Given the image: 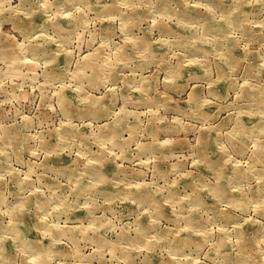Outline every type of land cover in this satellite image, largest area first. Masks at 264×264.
Wrapping results in <instances>:
<instances>
[{
	"label": "clouds",
	"instance_id": "9594fccd",
	"mask_svg": "<svg viewBox=\"0 0 264 264\" xmlns=\"http://www.w3.org/2000/svg\"><path fill=\"white\" fill-rule=\"evenodd\" d=\"M8 10L21 18L12 35L0 23V110L11 109L4 113L11 119L0 120V264H61V243L106 255L143 248L160 264L231 245L243 264H264V169L256 167L264 158V90L237 88L227 102L213 90L233 80L253 47L258 62L247 78L264 76V0H31L23 12L0 0V14ZM232 48L243 49V61ZM192 66L203 75L181 84ZM173 96H187V107H173ZM25 104L37 114L25 115ZM213 105L229 113L231 130L205 112ZM242 114L262 123L245 131ZM213 133L220 164L203 150ZM181 144L186 152L178 153ZM249 152L255 162L236 165ZM62 155L71 163L52 166L49 158ZM108 163L117 168L110 176ZM182 179L192 180L189 188H179ZM125 203L135 206L128 223L118 211ZM76 212L85 218L74 221ZM249 222L259 224L250 243L241 231Z\"/></svg>",
	"mask_w": 264,
	"mask_h": 264
},
{
	"label": "rangeland",
	"instance_id": "374dc122",
	"mask_svg": "<svg viewBox=\"0 0 264 264\" xmlns=\"http://www.w3.org/2000/svg\"><path fill=\"white\" fill-rule=\"evenodd\" d=\"M31 5V0H24V3L21 4V0H12V8H17L19 12L25 11L29 6ZM21 17H17L11 10L4 11L2 14H0V23H3V31L5 33H8L9 35H12L11 28L12 23L16 22L17 19ZM37 23L41 22L40 18L37 17ZM105 27H108L107 24L104 25ZM145 28L147 25L144 26ZM257 32L259 29L256 30ZM151 39V37H148ZM158 39V37H157ZM256 39H260L257 37ZM6 47V46H5ZM231 48V45H229ZM153 51L156 52L158 55H163L166 49H162L159 47V45L153 46ZM259 51L258 48L253 47L249 49L250 55L248 56L247 62H241L237 65L236 71L234 73V77L232 81H220L217 82L214 85L213 90L215 93L224 98V101H230L234 100L237 96V92L235 91L237 88L247 90L249 86L253 89L258 90H264V76L259 77L256 80H249L247 77L252 75V69L256 66L258 62L257 52ZM231 57L235 58L236 60L243 61L244 57V51L240 48H232ZM59 67H63L64 65V57L61 56L58 61ZM2 68V66H0ZM189 74H194L196 76H202L203 73L199 67L192 66L187 67L183 69V76L184 80L180 81L181 84H184ZM244 77V78H241ZM161 79H163V76H161ZM235 81H239V84L237 85ZM197 91H204L203 89H197ZM38 94V93H37ZM65 96H67L70 100H74L75 94L72 92H65ZM187 99V96H173L172 97V106L173 107H180L185 108L187 105L184 103V101ZM37 103H39L37 101ZM25 115H34L35 113L34 106L31 104H25L21 109ZM11 111L10 108L6 107L3 110H0V120H10L11 117H6L4 115L5 112ZM205 112L209 115L211 114H217L219 117L218 123L221 124L222 127H224L227 130H231L232 127L235 125L230 124L231 117L229 116V113L226 111L221 110L219 113L217 112V106L213 105L210 108L205 109ZM14 115V113H13ZM41 119L48 120L50 117V114L46 112L45 110L41 109L40 113ZM242 129L245 131L253 129L254 127L259 126L262 121L259 116H251L249 114H242L239 118V121L237 122ZM82 131L87 132L88 130L82 129ZM181 141L188 140L192 141L195 139L192 135H181L179 137ZM209 140V141H208ZM205 142L203 145V150L207 155L209 156L210 160H215V158L221 156V161H219L217 164H220L223 162L222 153H220L217 150V137L215 133L212 134L210 138L205 137ZM51 143H55V140L53 139ZM259 147V146H258ZM187 145L181 144L176 147V151L179 152H186ZM236 151L244 153L246 152V149L244 148V145L241 144L236 148ZM216 154V156H215ZM252 156V153H247V156L245 159H241L239 156L236 157V165L243 168L246 163H254V160H248L247 157ZM25 158H27V153H25ZM49 161L52 166L54 167H66L68 164L71 163V158L67 155L62 156H52L49 158ZM235 165L229 164L228 170L230 172L231 168ZM128 166L125 165V168ZM169 166L167 164H161L160 168L162 170L167 169ZM187 167L189 170H193L196 166L193 162H189L187 164ZM258 169H264V158H261V162L256 165ZM21 171H26V169H21ZM117 171L116 165L113 163H108L105 165L104 172L106 175H112ZM131 171L138 173L140 171V166L137 165L136 169H132ZM199 174L202 176H210L211 172L205 169L204 167L199 168ZM240 179V177H238ZM150 182V179L149 181ZM192 180L191 179H182L179 183L180 189H187L191 185ZM4 186L0 184V191H2ZM7 189L9 191H15L14 186L7 185ZM106 191H113L111 186H108ZM203 196L207 197V193H202ZM207 202L209 204H213L214 201L211 198L207 199ZM118 211L122 214V217L124 218V222L128 223L130 222L128 217L134 213L135 206L129 203H125L124 205H121ZM165 215L171 217V209L165 206L164 209ZM86 216L85 212H76L73 213L72 219L75 220H83ZM255 219L259 220V216H257ZM260 223H264V220H260ZM143 224H147V217H144L142 220ZM259 224L253 225L251 222L248 224H245L243 228L241 229L242 233L244 234L246 241L251 242L256 233L258 232ZM110 239H114V236H110ZM47 242V241H45ZM179 242V240H178ZM195 242L203 246L202 240H200L199 237L195 238ZM57 251L64 257V259L61 261V264H116V259L119 258L122 261V264H160V257L155 255L152 252H148L146 249H143L141 251H137L135 248H128L127 251H123L119 248L114 249L113 252L110 254H105L103 251H100L96 248H82V247H73L67 243H61L57 245ZM239 250L233 251V248L231 245H221L219 249V255H217L215 252L209 253L206 248H204L202 251H199V254L192 253L189 258L180 259L179 257L176 258H169L172 261V264H243V254H238ZM208 257H211L212 259H209ZM126 258V261H125Z\"/></svg>",
	"mask_w": 264,
	"mask_h": 264
},
{
	"label": "bare ground",
	"instance_id": "6f19581e",
	"mask_svg": "<svg viewBox=\"0 0 264 264\" xmlns=\"http://www.w3.org/2000/svg\"><path fill=\"white\" fill-rule=\"evenodd\" d=\"M209 141V140H208ZM206 142V141H205ZM207 143V142H206ZM215 156H216V154H215ZM212 162H214V163H218L219 161H221V156L220 157H218L217 156V158H215V160H211Z\"/></svg>",
	"mask_w": 264,
	"mask_h": 264
}]
</instances>
